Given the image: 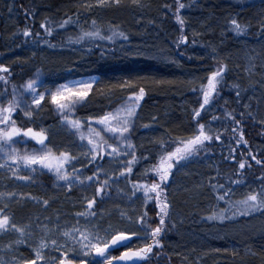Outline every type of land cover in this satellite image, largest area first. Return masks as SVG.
<instances>
[{
	"label": "snow or ice",
	"instance_id": "obj_1",
	"mask_svg": "<svg viewBox=\"0 0 264 264\" xmlns=\"http://www.w3.org/2000/svg\"><path fill=\"white\" fill-rule=\"evenodd\" d=\"M176 3L175 19L183 28L185 20L180 15V9L189 5L180 0H176ZM261 3L264 4V0H261ZM126 4L137 8L148 6L143 0H80L77 13L66 16L55 26L61 29L69 24L79 26L78 13L81 9L85 12H91L93 9H120ZM164 6L171 7L167 4ZM12 8L13 6L9 5V12ZM24 11L28 16H32L35 9L31 11L24 9ZM45 20L48 18L45 17ZM40 28L49 36L53 33V28L46 26L43 22ZM229 29L237 36L246 35L251 29V24L241 23L233 17L229 21ZM21 31L25 37L41 36L39 31L33 33V30L27 26ZM105 31L108 35L104 34ZM259 33L264 35V19L259 23ZM116 37L128 40V34L116 24L109 21L105 29L93 17L88 30L81 26L79 33L68 39L80 43L85 38L112 41ZM179 40L187 41L188 37L181 34ZM192 42L196 43L195 40ZM39 43L49 42L41 39ZM49 46L55 47L56 45L49 44ZM177 46L179 47V43ZM215 52L213 48V59H217ZM101 54L102 56L109 55L105 50H102ZM135 54L144 55L139 51ZM226 68L225 63L218 61L215 70L207 75L206 83L200 84L202 100L198 99L196 101L198 107L192 108V120L195 123L192 134L173 141L174 148H171V145L163 139L154 142L159 146L155 157L158 162L145 168L143 175L147 177L149 172L155 173L158 179H152L149 182L147 179H131L137 163L150 156V153L138 156L136 154L137 145L131 137L136 127L137 110L148 94L149 86L162 85L170 81L148 75H122L107 80L99 76L87 75L73 79L52 80L49 83L42 79V71L37 68L33 76L19 86L13 83L9 93L7 90L9 67L0 63V81H3L5 85L0 89V170L9 173L7 176H0V183L4 184V189L0 190V203L3 204L0 206V237H11L0 246V264H150L152 257L159 255L157 249L163 248L164 234L169 231L166 218L170 215V200L166 189L170 177L174 175L173 170L179 169L184 162L195 159L202 152L211 151L210 144L221 140V130L214 132L211 123L218 117L214 115L209 121L203 122L202 111L207 113L211 108V102L219 96L220 88L225 86ZM231 87L237 90L236 96L240 97V85L237 83ZM117 91L123 93L124 96L122 103L112 111L85 117L77 115L80 109L89 104L93 96L110 97ZM244 107L248 108L249 105L245 104ZM45 108H51L59 115L61 125L78 138L80 142L78 147L84 151L76 154H73L71 150L54 152L46 143L49 135L48 129L44 126H28L25 123L26 121L29 124L34 123ZM224 114L230 117L235 125L241 124L232 111H225ZM240 115L243 116L244 113ZM155 119L153 117V120ZM93 122H96L98 126L94 127ZM260 123L264 125V120ZM142 127L148 128L149 125L144 124ZM236 131L238 129L234 128L233 132ZM30 141H35L39 147L29 149L27 145ZM235 143L237 145L249 143L244 138L243 131H239V137L236 138ZM20 144L24 145L23 149L18 147ZM234 152L235 149H230L229 157L225 159L236 161ZM248 155L250 159H240L237 162L236 172L240 179H232L229 176L232 185H240L244 182L245 170L250 169L253 162L264 168V159L258 158V155L252 154L251 151ZM80 156L85 157L87 164L93 165V169L90 170L84 163H81V168L90 171V175H84L74 166ZM122 157H128V159H122ZM106 159L115 163L118 170L105 169L102 162ZM69 168L72 170L69 171ZM45 171L54 174L53 186L56 188H64L68 191L76 187L94 189L91 196H82L81 203L84 206L82 210L73 213L74 222L65 219L61 223L59 211L56 212L54 221L51 217H44L47 222H42L39 215L29 216L22 221L16 219L11 204L31 201L33 204L48 207L54 197L45 198L43 195H36L18 187L8 190L7 181L14 180L17 185L25 183L30 186L37 183V175ZM25 172L28 174L24 175ZM217 175H223L218 167ZM120 179L131 184L130 192L126 193L125 189L118 186ZM258 180L260 182L256 189H250L246 195L235 201L231 199L232 187L226 188L220 183L211 184L217 203L212 205L213 210L207 214V220L223 223L238 216L264 214V173H261ZM40 186L45 188L43 183ZM114 186L118 193L123 194L122 198L132 204L130 210L120 205L115 206L121 222L119 226L111 222L104 223L105 216L110 218L112 212L105 213L101 209L99 216L97 213L99 203L111 196L110 189ZM137 192L143 193L142 211H138L135 206V201L141 199L137 197ZM220 201L225 202L227 206L219 207ZM149 202L153 203L155 218L149 215ZM81 220L84 221L83 224ZM93 221L96 222L93 223ZM133 238L137 242L134 245ZM118 249H123V251H120L119 255H114L113 253ZM25 252L29 254L26 255Z\"/></svg>",
	"mask_w": 264,
	"mask_h": 264
},
{
	"label": "rangeland",
	"instance_id": "obj_2",
	"mask_svg": "<svg viewBox=\"0 0 264 264\" xmlns=\"http://www.w3.org/2000/svg\"><path fill=\"white\" fill-rule=\"evenodd\" d=\"M79 2L80 0L58 8L56 11L57 19L53 18V15L47 11H38L35 18L38 21H47L45 20V17H47L59 23L66 16L77 13ZM143 2L148 6L137 8L134 5L126 4V6L120 9H93L91 12H85L81 9L78 13L80 16L79 26L69 24L62 29L56 27L54 35L58 37V41L31 45L26 52H19L12 43L14 16L12 11L9 12L7 8V19H3V24L5 25L2 28L1 34H4V36L9 34L11 40H4L2 45L4 55L1 60L3 62H12L18 58L26 59L29 57V54L37 56L41 66H46L52 70H50V73H47L44 67V69H41L42 79L49 83L51 82L49 77H57L60 74H64L65 76L73 72L75 66L81 61H84L85 58L94 52L102 53V50H111L120 54L127 53L126 55L131 56L135 61L155 60L167 65H174V44L171 45L168 32L173 33L175 30H181L194 39H198L200 36L209 37L216 34L217 38L221 40L217 44H224L226 34L232 32L229 29V21L231 18L236 17L241 23L248 22L251 24V29L246 35L237 36L232 32L235 34L233 56L237 58L235 59L237 69L240 72L245 86L242 107L248 104L249 107L244 108L254 114L257 121L264 120V35L259 33V23L264 19V11H262L264 4L261 3V0H197V7L200 13H193L192 9L189 10L187 8L188 6L180 9V15L185 20V24L181 28L179 22L175 19V8L174 23L176 27H170L167 31L163 30L164 28L162 27L165 15L163 5L159 0H143ZM188 4L189 2L186 5ZM93 17L105 29L109 21L116 24L122 31L128 34V40L125 41L123 37H116L112 41L100 40L98 38L95 40L85 38L80 43H76L74 40L70 41L68 39L70 36L77 35L81 26L85 30H88L90 28V20ZM73 19H75V16H73ZM149 23H154L157 27L153 29ZM104 34L108 35V32L105 31ZM49 44H55L56 46L50 47ZM213 48L216 50L215 55L217 59H219L217 48L213 44V41L211 44L207 41L205 45L201 46L197 51L198 55L203 58L213 59ZM137 51L144 53V55H136L135 53ZM77 77L81 76L71 75L68 79ZM187 79L184 85L186 89H189L198 81V78L191 76ZM117 94L120 95L123 93L117 91L115 95ZM121 103L122 101H120ZM50 110L54 121L51 124L41 123L38 125V127L44 126L48 129L49 135L46 141L48 146L57 153L63 150H71L73 154L84 151V149L78 147L80 143L78 138L61 125L59 115L54 110ZM77 115L85 117L82 114L77 113ZM150 119H152V122H156V119L153 120V117H150ZM150 119L140 121L142 123L141 129L144 128L142 125H149L148 133L147 131L143 133L138 132V120L137 118L135 120L136 127L131 138L137 145L136 154L138 156L147 154L151 150L146 149L147 146H151L155 141V137L152 135L153 132H151L152 125L148 122ZM27 125L33 126L34 123L29 124L27 122ZM93 126L97 127L98 125L96 122H93ZM32 142L34 143L27 145L29 149L39 147L35 141ZM18 147L23 149L24 145L20 144ZM122 159H128V157H122ZM147 160L143 159L137 163L133 169L131 179H147L149 182L152 179H158L155 173L149 172L147 177L143 175L145 168L152 165L151 163H147ZM81 163H84L87 169L90 170L93 169V165L87 164V160L83 156H80L78 162L74 165L84 175H90V171H85L84 168H81ZM102 163L105 169L110 171L118 170L116 164L107 159ZM68 170L71 171L72 169L69 168ZM173 171L174 175L170 177V182L166 189L170 200V215L168 220L172 223V230L176 237V240L170 243L171 252L176 251L173 249H181L183 256L189 258L191 264H246V259L249 256H254L253 244H258V246L264 249V214L255 213L250 216H238L233 220L223 223L207 220V214L213 210L212 205L217 203L211 184L220 181L217 176V168L210 156L199 155L195 159L184 162L179 169H174ZM23 174L27 175L28 173L25 172ZM7 175L9 173L0 170V176ZM44 176L46 180L43 178ZM36 179L37 183L30 186L25 183L17 185L14 180L7 181L8 190H11L13 187H18L24 191H31L36 195H43L45 198L54 197L48 207L33 204L31 201H26L23 204H11V209L15 213L18 221L35 215H39L42 222H47L44 220V217H51L54 221L56 212L59 211L61 213V223L65 219L74 222L73 213L82 210L84 206L81 203L82 196H91L94 190L90 187L83 189L76 187L71 191L64 188H56L53 186L54 174L48 173L47 171L43 174H38ZM226 180L224 181L226 182ZM41 183L44 184L46 191L45 188H41ZM118 186L125 189L126 193L131 191V184L124 179L118 181ZM232 188L233 193L231 194V199L235 201L241 199L250 189H256L257 186L250 180H245L240 185H233ZM3 189L4 184L0 183V190ZM110 191L111 196L99 203L97 213L99 216L101 209L105 213L112 212L110 218L105 216L104 223L111 222L119 226L121 222L119 221L115 206L120 205L122 208L130 210L132 204L127 199L122 198L123 194L117 192L116 186L112 187ZM142 196V192H137V197L141 198L135 201V206L138 211L143 210ZM0 206H3V204L0 203ZM226 206L225 202H219V207L223 208ZM95 222L93 221V223ZM83 223L84 221L81 220V224ZM10 238L0 237V246ZM133 240L134 245L137 242L135 238ZM178 242L182 243L181 248ZM211 243L215 244V249L220 248L219 245H221L230 254L240 252V258L232 257L226 260L223 257L224 260L220 261L213 259V256L211 257L210 254L211 249L209 248V244ZM194 249H199L198 251H202L204 254L194 253ZM25 254L28 255L29 253L25 252ZM258 261L263 264L259 259L257 260V264Z\"/></svg>",
	"mask_w": 264,
	"mask_h": 264
},
{
	"label": "trees",
	"instance_id": "obj_3",
	"mask_svg": "<svg viewBox=\"0 0 264 264\" xmlns=\"http://www.w3.org/2000/svg\"><path fill=\"white\" fill-rule=\"evenodd\" d=\"M77 1L78 0H0V34L5 25L3 24V19H7V8L9 5H12V13L14 16V34L12 35V43L19 52L28 51V48L31 45H38L41 39L47 40L48 42L58 41V37L54 35L57 22L50 19L47 21H38L36 20L35 15L38 11H47L49 14L53 15V18L57 19L56 11L58 8ZM159 2L164 8L165 17L162 25L164 28L163 30L167 31L170 27H176L174 23V9L177 7L176 0H159ZM182 2L185 4L189 2L187 8H189V10L192 9L193 13H200V10H198L199 8L197 7V0H182ZM166 4L171 5V7H165L164 5ZM24 9H29L30 11L35 9V11L32 16H28ZM49 21L52 23L49 24ZM42 22L45 23L46 26H51L53 28V33L50 36L40 28ZM149 25L150 27H153V29L157 27L154 23H149ZM25 26L30 27L33 30V33L39 31L41 36H23L21 29ZM168 34L171 45L174 44V65H167L155 60L135 61L129 55L105 50L109 55L102 56L101 53L94 52L85 58L84 61H81L76 65L73 72H70L65 76L64 74H60L57 77L51 76L49 77V80L68 79L71 75H95L105 80L109 78H118L122 75H148L155 76L157 79L164 78L165 80L170 81V83L162 85L149 86L148 94L145 99L141 101V107L138 110L137 123L139 126L137 127V131H140V133L147 131L148 133L149 128L141 129V120L147 121L146 119L155 117L156 122H152V119L148 121L152 125L151 132H153L152 135H154L155 141L163 139L171 145V148H174L175 144L173 141L177 138H186L194 131L195 123L192 120V108L198 107V104L196 103L198 99L202 100L200 84L206 83L207 75L215 70L218 61H222L227 65L224 74L225 86L220 88L219 96L211 102V108L208 109L207 113L202 111V115L204 116L203 122L209 121L211 116L215 115L218 117L217 120L212 121L211 123L214 132L218 129L221 130V140L210 144L211 151L202 152L200 155L210 156L216 168L218 167L220 173H223V175H217L220 179L218 183L225 185L226 188L232 187L233 185L229 181V176H231L232 179H240L236 172L238 167L237 162L240 159H250L248 155L249 151H251L252 154H257L258 158L264 159V125L257 121L254 114L248 112L242 107L245 86L240 72H238L237 69V62L235 61L237 58L233 56L235 34L232 32L227 33L224 44H217V42L221 40L217 38L216 34L209 37L200 36L198 39L192 38L181 30H175L173 33L168 32ZM181 34L186 35L188 40H179ZM4 40H11L9 34L6 36H4V34L0 35V63L8 66L10 71L9 82L7 84V90L9 93L11 92V86L13 83L19 86L32 76L37 68H45V71L50 73L51 69L46 66H41L39 58L37 56H32L31 54H29V59L18 58L12 62H3L1 59L4 55L2 52ZM193 40H195L196 43H193ZM207 41L210 44L213 41V44H215L219 59L203 58L198 55V49L205 45ZM177 43H179V47L177 46ZM190 76L198 78V81L189 89H186L184 85L188 80L187 78H190ZM237 83L240 85V97L236 96L237 90L231 87V85ZM4 86V82L0 81V89L4 88ZM122 99L123 94H117L110 97L93 96L89 104L85 108L80 109L78 114H82L83 116L102 115L104 111H112L116 108ZM50 109L51 108L44 109L43 113L37 117L33 127H38L41 123L51 124L54 121ZM225 111H232L235 118L241 121V124L235 125L230 117L225 116ZM240 113H244V115L241 116ZM249 113H251V115H249ZM25 123L27 124V122ZM234 128L238 129L235 133L233 132ZM239 131H243L244 138L249 142L247 145H237L235 143L236 138L239 137ZM33 143L34 142L30 141L29 144ZM171 148H169V150H171ZM146 149H151L147 153H150L147 163L154 164L155 162H158L155 157L159 151V146L154 143L151 144V146H147ZM230 149H235L233 154L236 156V161L225 159L229 157ZM241 153H243V155H241ZM261 173H264V168L253 162L252 167L245 170L243 181L250 180L257 186L260 182L258 177H260ZM43 178L46 180L45 176ZM225 179H227L226 182L224 181ZM148 208L150 210L149 215L154 217L153 203L149 202ZM166 225L169 231L164 234V246L161 249H157L159 255L153 256L150 264H191L189 262L190 259L183 256L181 249H173L176 251L171 252L170 243L175 241L176 237L172 230V223L169 222L168 218L166 219ZM178 245L180 248L182 247V243L178 242ZM219 246L220 248L215 249V244H209V248L211 249L210 254L211 257L213 256V259L220 261L224 260V258L226 260L231 259L232 257L240 258V252L230 254L225 248L223 249L221 245ZM252 246L254 256H249L246 259V264H257L258 259L264 264V249L258 246V244H253ZM198 250L199 249H194V253L204 254L202 251ZM258 264H261V262L258 261Z\"/></svg>",
	"mask_w": 264,
	"mask_h": 264
},
{
	"label": "water",
	"instance_id": "obj_4",
	"mask_svg": "<svg viewBox=\"0 0 264 264\" xmlns=\"http://www.w3.org/2000/svg\"><path fill=\"white\" fill-rule=\"evenodd\" d=\"M119 251H123V249H118V250H117V251H115V252H119ZM115 252H114V253H115Z\"/></svg>",
	"mask_w": 264,
	"mask_h": 264
},
{
	"label": "bare ground",
	"instance_id": "obj_5",
	"mask_svg": "<svg viewBox=\"0 0 264 264\" xmlns=\"http://www.w3.org/2000/svg\"><path fill=\"white\" fill-rule=\"evenodd\" d=\"M161 62V61H160Z\"/></svg>",
	"mask_w": 264,
	"mask_h": 264
}]
</instances>
